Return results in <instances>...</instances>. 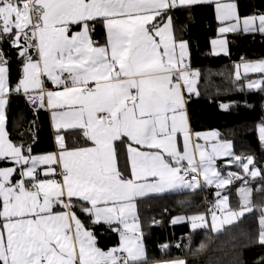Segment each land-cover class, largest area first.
Instances as JSON below:
<instances>
[{"label":"snow or ice","instance_id":"1","mask_svg":"<svg viewBox=\"0 0 264 264\" xmlns=\"http://www.w3.org/2000/svg\"><path fill=\"white\" fill-rule=\"evenodd\" d=\"M211 2L0 0V162L11 164L0 167V264H147L136 200L150 194L215 186V207L223 215L212 211L213 231L253 211V189L247 185L264 181V165L252 155L236 156L230 143L218 142L217 132L193 133L189 123L185 93L199 95V73L187 63L188 43L177 41L170 13ZM216 12L221 21H236L221 33L237 31L235 4L217 0ZM98 25L103 44L93 39ZM242 30L264 34V15L245 18ZM5 44L20 61L15 86ZM212 44L227 54L225 40ZM249 74L261 77L247 80L242 89L264 92V59L242 58L236 80ZM13 94L51 112L57 152L33 155L31 146L9 138ZM61 130H78L90 146L69 148ZM258 131L264 144V123ZM200 139L217 142H196ZM221 156L231 157L228 163L243 175H222L216 166ZM234 180L244 181L238 209L222 193ZM260 211L257 242L264 246V206ZM78 212L118 232L119 245L99 248ZM189 220L193 230L205 227L203 215Z\"/></svg>","mask_w":264,"mask_h":264},{"label":"trees","instance_id":"2","mask_svg":"<svg viewBox=\"0 0 264 264\" xmlns=\"http://www.w3.org/2000/svg\"><path fill=\"white\" fill-rule=\"evenodd\" d=\"M236 3L241 17L264 14V0H236ZM170 15L175 37L188 43L190 68L199 69V95L187 94L193 129L218 131L222 139L232 142L236 156L252 155L258 164L264 165V144L259 141L257 133V126L264 123V92L242 89L250 76L236 80V65L242 58L264 57V34H229L227 54H214L211 45L212 40L220 36V23L212 3L178 8ZM93 37L99 43L105 42L101 26H97ZM3 47L10 57V82L15 86L21 75L20 61L7 44ZM225 104L229 105L227 109L221 107ZM7 129L9 138L16 144L31 146L33 155L55 150L48 112L36 108L22 94L10 97ZM65 133L68 146L84 142L78 130ZM230 159H223L221 163H228ZM7 165L10 163L0 162V167ZM241 184L244 181L238 180L223 190L224 194H230L232 209L240 206L236 188ZM248 186L253 189L251 199L256 207L218 232L209 227L193 230L189 222L172 223L174 215L208 212L216 198L213 187L139 199L138 217L143 226L147 261L183 258L186 264H260L264 258V246L257 240L264 191L257 189H264V181L259 178L249 180ZM78 215L96 236L100 247L107 248L118 242L117 234L107 224L94 225L83 213L78 212ZM178 241L181 245L175 247ZM163 245H168L167 249L162 250Z\"/></svg>","mask_w":264,"mask_h":264},{"label":"crops","instance_id":"3","mask_svg":"<svg viewBox=\"0 0 264 264\" xmlns=\"http://www.w3.org/2000/svg\"><path fill=\"white\" fill-rule=\"evenodd\" d=\"M216 2H217V0H212V4L214 5V7H215V13H216V19H217V21L220 23V26H219V28H218V31L220 30V28H222V27H230L232 24H234V23H236V21L235 20H227V21H221L220 19H218V14H217V12H216ZM219 2L220 3H232V4H235L236 5V12H237V15L239 16V18H240V23H239V25H238V28H237V31H234V32H227V33H221L220 31H219V33H220V36L219 37H217V38H215V39H213V40H217V41H219V40H225L226 41V46H227V52H228V38H227V36L229 35V34H234V33H239V32H243V33H246V32H244L243 30H242V28H243V20L245 19V18H247V17H258V16H260V15H264V14H257V15H249V16H246V17H241L240 15H239V12H238V7H237V3H236V0H219ZM257 24H258V22H257ZM248 34H256V33H259V32H247ZM175 34V33H174ZM93 39H94V37H93ZM177 39V38H176ZM95 40V39H94ZM177 41H179L178 39H177ZM100 44H103V43H100ZM211 51L214 53V54H225V52L224 51H221V49H220V45L219 44H217L216 46H215V48H214V46H213V44L211 45ZM189 56H190V51H189V47H188V57L186 58L187 59V63L189 64ZM261 59H264V57H260V58H255V59H252V60H246V59H243L244 61H249V62H255V61H259V60H261ZM242 63V61L239 63V64H241ZM238 64V65H239ZM242 72V71H241ZM248 76H250V78L249 79H259L260 77H261V74H249ZM248 79V80H249ZM246 83H247V81H246ZM245 83V84H246ZM46 87H48L50 90H55L54 89V86L50 83V82H47L46 81ZM196 89H197V83H196ZM185 98H186V100H187V93H185ZM186 107H187V113H188V117H189V123H190V127H191V130H192V132L193 133H204V134H207V133H212V132H217V133H219L218 131H213V130H209V131H195L194 129H193V126H192V121H191V118H190V114H189V111H188V104L186 105ZM46 111L48 112V116H49V121H50V125H51V128H52V130H53V133H54V143H55V150H53V151H51V152H47V153H44V154H48V153H54V152H57L58 151V145H57V143H56V135H57V132H56V130H55V128L53 127V122H52V119H51V112L48 110V109H46ZM6 127H7V125H6ZM8 130V129H7ZM66 131H64V130H61L60 131V135H63L64 136V138H65V142H66V144H67V140H66V133H65ZM217 140H218V142H220V143H224V142H228V143H230L231 144V152L232 153H234V148H233V144H232V142L231 141H229V140H225V139H222L221 138V136H220V134H219V136L217 137ZM196 142H198V143H200V144H208V145H210L211 143H215V142H217V141H208V142H206L204 139H200L199 141H196ZM181 143H182V137H181ZM67 146H68V144H67ZM83 146H90V142H88V143H85V141L84 142H82V143H78L76 146H68L69 148H75V147H83ZM44 154H37V155H44ZM228 158H231V157H224V156H221V157H219V158H217V160H216V166H217V168H218V170L220 171V169H221V171H225L226 170V168H233V169H235V167H237L235 164H229V163H224V164H222L221 163V160H223V159H228ZM8 166H11V164L10 165H7V166H5V167H8ZM42 168L43 167H45V166H41ZM121 167L123 168V163L121 162ZM57 179H59V177H57ZM181 191H185L184 189H177V190H172V191H168V192H165V193H160V194H150V195H148V196H145V197H149V196H155V195H162V194H168V193H176V192H181ZM141 198H144V197H140V198H137V200H136V204H137V209H136V214H137V216H138V201H139V199H141ZM139 218V217H138ZM208 220V219H207ZM83 221V220H82ZM140 221V220H139ZM260 221V220H259ZM186 222V221H185ZM188 222V221H187ZM184 223V222H183ZM142 225V224H141ZM207 227V226H206ZM226 227V226H225ZM87 228V227H86ZM90 230V229H89ZM142 230H143V226H142ZM143 234V233H142ZM118 236V235H117ZM144 237V236H143ZM96 240H97V238H96ZM118 241H120L119 240V238H118ZM143 242H144V238H143ZM144 244H145V242H144ZM97 246L99 247V248H101L102 250H104V251H107V250H109V249H111L112 247H114V246H116L115 244H114V246L113 245H111V246H109V247H107V248H103V247H100L99 245H98V243H97ZM145 247H146V245H145ZM147 250V249H146ZM147 257H148V253H147ZM176 259H183V258H176ZM168 260V259H167ZM169 260H175V259H169ZM184 260V259H183ZM155 262L156 261H147V264H155Z\"/></svg>","mask_w":264,"mask_h":264},{"label":"rangeland","instance_id":"4","mask_svg":"<svg viewBox=\"0 0 264 264\" xmlns=\"http://www.w3.org/2000/svg\"><path fill=\"white\" fill-rule=\"evenodd\" d=\"M213 41V40H212ZM226 48H227V46H226ZM241 71H243V69L241 68ZM198 78H199V76H198ZM197 78V79H198ZM261 124H259L258 126H257V133H258V137H259V131H258V128H259V126H260ZM245 157V156H244ZM220 172H221V174L222 175H225V176H227L228 175V173L229 172H235V173H238V174H240V175H243V172H242V169H239V168H235V169H233V168H226V170L224 171H221V169H220ZM236 181H238V180H234V182L231 184V185H233L234 183H236ZM231 185H228L227 187H230ZM248 186V185H247ZM207 187H213L214 189H215V193L218 191V189H216L215 188V186H207ZM226 187V188H227ZM242 187H244V184H241L240 186H238V188H236V193L238 194V196H239V198H240V204H241V193H240V189L242 188ZM249 187V186H248ZM184 190H192V189H184ZM222 193H223V190H222ZM224 194V193H223ZM224 195H227L228 196V198H229V206L231 207V201H230V194L229 193H227V194H224ZM215 197H216V195H215ZM217 200H218V198L216 197L215 198V201L212 203V205L209 207V209H208V212H198V213H192V214H178V215H174L173 217H172V221L174 220V219H176V218H183V220L180 222V223H183V222H189V224H190V227H191V221L189 220V218L190 217H193V216H200V215H203L204 217H205V227L207 226V227H209L211 230H212V227H211V225H212V211H215L216 213H219V215H217V217L218 218H222V213H221V211L219 210V208H216L215 207V205H216V202H217ZM234 209H238V208H234ZM208 219V220H207ZM240 219V218H239ZM238 219V220H239ZM238 220H236V221H234L233 223H235V222H237ZM217 222H219V219H218V221ZM232 223V224H233ZM139 224H140V231H141V233H143V230H142V225H141V222L139 221ZM260 224V223H259ZM228 225H231V224H225L220 230H222L223 228H225V226H228ZM205 227H202V228H205ZM192 228V227H191ZM198 229H201V228H198ZM219 230V231H220ZM215 232H218V231H215ZM117 235H118V238H119V240H120V236H119V233L118 232H115ZM119 243H120V241H118L115 245L116 246H114V247H117L118 245H119ZM144 243V242H143ZM144 246H145V244H144ZM112 247V246H111ZM113 248V247H112ZM145 249H146V247H145ZM146 253H147V250H146ZM169 260V259H168ZM161 261H165V260H161ZM157 262V261H156Z\"/></svg>","mask_w":264,"mask_h":264},{"label":"built area","instance_id":"5","mask_svg":"<svg viewBox=\"0 0 264 264\" xmlns=\"http://www.w3.org/2000/svg\"><path fill=\"white\" fill-rule=\"evenodd\" d=\"M191 70H192L193 72H197V73H199V69H192V68H191ZM216 215H219V213H216ZM180 245H181V241H178L177 243L174 244L175 247H178V246H180Z\"/></svg>","mask_w":264,"mask_h":264}]
</instances>
